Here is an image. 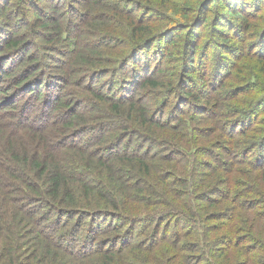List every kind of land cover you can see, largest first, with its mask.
<instances>
[{"label":"trees","instance_id":"16d2710c","mask_svg":"<svg viewBox=\"0 0 264 264\" xmlns=\"http://www.w3.org/2000/svg\"><path fill=\"white\" fill-rule=\"evenodd\" d=\"M0 264H264V0H0Z\"/></svg>","mask_w":264,"mask_h":264},{"label":"rangeland","instance_id":"374dc122","mask_svg":"<svg viewBox=\"0 0 264 264\" xmlns=\"http://www.w3.org/2000/svg\"><path fill=\"white\" fill-rule=\"evenodd\" d=\"M57 1H59V0H57ZM61 3H63V2H61ZM92 35V39H90V40H96V36H95V34H91ZM88 38H91V36L90 35H87L86 34V37H85V35H81V37L80 38H78V40H77V46L78 47H80V46H83V45H85L86 43H87V39ZM57 56V55H56ZM153 60H157V51H152L151 53H148V54H146V55H144L143 56V59H142V64H149L151 61H153ZM59 61H61V60H59ZM70 62V59L69 58H66V59H64L62 62H56L57 64H63V63H65L66 64V66H67V64ZM11 65H13V63H11ZM10 65V66H11ZM86 76V74L85 75H82V74H79V75H76L75 77H74V80H76V81H79L80 79L79 78H81V77H85ZM133 80V79H132ZM58 85H60V86H62V87H64L65 88V90H69L67 87H65V85L63 84V82H58ZM104 86L105 87V89H107V87H110V86H112L113 84L110 82V80L108 79V77L107 78H105V79H103L102 81H100L99 83H98V86ZM117 86V85H116ZM76 92H77V89H75V93L72 95V97H74V98H76L78 95L76 94ZM11 112H12V110L11 109H9V108H6L5 110H3V112L2 113H5V114H11Z\"/></svg>","mask_w":264,"mask_h":264}]
</instances>
